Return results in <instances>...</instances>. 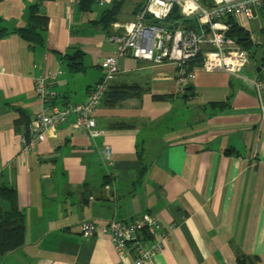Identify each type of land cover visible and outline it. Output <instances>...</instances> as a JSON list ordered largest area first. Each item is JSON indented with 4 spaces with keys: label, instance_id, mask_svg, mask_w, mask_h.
Wrapping results in <instances>:
<instances>
[{
    "label": "crops",
    "instance_id": "1",
    "mask_svg": "<svg viewBox=\"0 0 264 264\" xmlns=\"http://www.w3.org/2000/svg\"><path fill=\"white\" fill-rule=\"evenodd\" d=\"M113 1L83 8L82 0H0V211L10 207L1 195L8 187L24 227V245L0 253V264H129L132 248L120 260L109 235L85 238L79 223L129 222L144 213L170 233L153 264H264V123L249 81L258 76L261 53L260 61L248 54L251 64L239 75L194 64L188 99L176 64L124 56L110 86L130 94L96 107L98 135L75 130L71 114L22 153L21 137L44 108L35 79L58 72L49 80L54 103L87 101L102 80L100 63L114 54L110 35L123 34L145 0L128 7L125 0L104 26ZM35 3L47 18L38 28L41 44L19 33ZM236 20L260 41L264 9ZM76 53L81 67L74 71L69 57ZM164 94L172 97L154 98Z\"/></svg>",
    "mask_w": 264,
    "mask_h": 264
},
{
    "label": "built area",
    "instance_id": "2",
    "mask_svg": "<svg viewBox=\"0 0 264 264\" xmlns=\"http://www.w3.org/2000/svg\"><path fill=\"white\" fill-rule=\"evenodd\" d=\"M174 9L188 24L171 19ZM262 9L264 0H145L134 19L125 24L124 33L110 35V41L115 44L114 54L100 63L102 80L92 85L87 101L68 106L54 103L57 93L51 89L49 80L56 78L58 72L35 79L36 95L44 108L33 117L28 135L21 137L22 153L27 154L36 143L45 140L47 132L65 122L71 114L76 117L75 130L98 135L93 113L116 77L119 60L124 56L154 64H176L181 88L196 78V72L185 66L192 60H196V65L203 71L239 75L251 64V59L229 36L230 19L241 16L252 19L255 11ZM249 81L257 95L259 114L264 123V73ZM103 154L106 162L111 163L107 145ZM79 231L85 238L97 233L109 235L120 260H124L132 248L135 257L129 264H153L155 254L170 236L158 218L150 213L136 216L129 222L112 219L104 225L83 221L79 223Z\"/></svg>",
    "mask_w": 264,
    "mask_h": 264
},
{
    "label": "trees",
    "instance_id": "3",
    "mask_svg": "<svg viewBox=\"0 0 264 264\" xmlns=\"http://www.w3.org/2000/svg\"><path fill=\"white\" fill-rule=\"evenodd\" d=\"M94 2L95 0H82V6L83 8H86V6L90 7ZM124 3L125 0H114L110 8L103 13L100 22L104 26H110L116 20L117 15L124 6ZM171 15V19L178 20L177 23H182L184 25L188 24L187 20L182 18L176 9L173 10ZM43 19L44 21H42ZM46 20L47 18L45 16L39 14L38 3L31 5L29 23L27 27L19 29L20 35L31 44H41L43 39L38 28H42L44 25L46 27ZM230 22L232 27L228 34L234 40L236 46L246 51L253 59L257 58L260 61V55H262L264 59V28L263 31H261L262 39L260 41H255L254 34L248 28L238 23L234 18H231ZM5 33V28H2L0 25V38L3 37ZM80 56L81 54L76 53L75 55L69 57L71 69L74 71H77L81 67V63L79 61L73 62V60L79 58ZM194 64H196V60L187 62L185 66H187V70H189ZM263 71L264 69L262 68L261 72H256V74L258 76L262 75L264 73ZM185 89L186 90L183 94V97L187 99L192 98V85L186 86ZM129 94L130 92H128L126 87L121 86L117 88L114 86H109L102 99V102L110 106H115ZM171 97V94L154 96L155 99H168ZM211 106H222V104L211 103ZM25 135H28V130L25 132ZM1 195L2 198L8 201L10 204V207L6 211H0V253L2 255H6L17 250L18 248H21L24 245V227L22 225L23 215L20 211H18L15 193L13 190L5 187L2 189Z\"/></svg>",
    "mask_w": 264,
    "mask_h": 264
},
{
    "label": "water",
    "instance_id": "4",
    "mask_svg": "<svg viewBox=\"0 0 264 264\" xmlns=\"http://www.w3.org/2000/svg\"><path fill=\"white\" fill-rule=\"evenodd\" d=\"M264 67V59L262 60V62L257 66L256 70L257 72H261L262 68ZM91 192L89 191V194Z\"/></svg>",
    "mask_w": 264,
    "mask_h": 264
},
{
    "label": "rangeland",
    "instance_id": "5",
    "mask_svg": "<svg viewBox=\"0 0 264 264\" xmlns=\"http://www.w3.org/2000/svg\"><path fill=\"white\" fill-rule=\"evenodd\" d=\"M132 0H128L127 1V3H126V6L128 7V4L131 2ZM97 7L99 8V9H103L104 7H101V6H98L97 5ZM260 37V36H259ZM259 40H261V38H259Z\"/></svg>",
    "mask_w": 264,
    "mask_h": 264
}]
</instances>
